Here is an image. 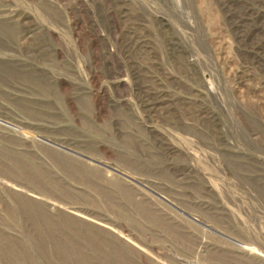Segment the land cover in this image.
<instances>
[{
	"label": "rangeland",
	"instance_id": "rangeland-1",
	"mask_svg": "<svg viewBox=\"0 0 264 264\" xmlns=\"http://www.w3.org/2000/svg\"><path fill=\"white\" fill-rule=\"evenodd\" d=\"M0 264H264V0H0Z\"/></svg>",
	"mask_w": 264,
	"mask_h": 264
}]
</instances>
